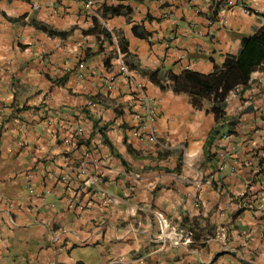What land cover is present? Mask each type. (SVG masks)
Masks as SVG:
<instances>
[{"label":"crops","instance_id":"0c3cea01","mask_svg":"<svg viewBox=\"0 0 264 264\" xmlns=\"http://www.w3.org/2000/svg\"><path fill=\"white\" fill-rule=\"evenodd\" d=\"M94 16L114 40L101 50L82 32ZM262 28L264 0H0V264H264V70L228 94L226 133L128 68L145 117L117 54L124 36L143 68L208 73ZM139 112L156 142L133 133Z\"/></svg>","mask_w":264,"mask_h":264},{"label":"trees","instance_id":"16d2710c","mask_svg":"<svg viewBox=\"0 0 264 264\" xmlns=\"http://www.w3.org/2000/svg\"><path fill=\"white\" fill-rule=\"evenodd\" d=\"M130 12L131 8L127 6L104 5L103 11L99 13L102 19L107 18V16L125 15L129 20ZM11 20L16 21L17 19L11 18ZM32 24L50 36H67L70 32L57 30L39 21L32 22ZM132 30L138 36L148 35L138 24H133ZM82 32L95 35L96 40L99 42L100 50L102 49V42L104 40H107L109 43L114 42L112 32L96 16L93 17L92 26L82 30ZM257 34L258 32L243 35L237 53H228L223 62L219 65H214L213 70L208 73L192 69H185L177 73L171 69L159 67L143 68L131 60L127 49V40L124 36L117 37V45L124 63L129 69L137 71L142 76H147L161 90L171 89L175 93L188 95L193 107L213 113L216 123H219L222 127L225 125L227 127L226 133H233L236 120H226L225 118L227 96L230 91L237 87L246 88L254 71L264 70V45L260 43ZM110 58L111 56L105 58L104 64L106 66H110ZM219 133L220 129L214 127L210 132V140ZM209 142L211 141L208 138Z\"/></svg>","mask_w":264,"mask_h":264},{"label":"built area","instance_id":"2783aa9c","mask_svg":"<svg viewBox=\"0 0 264 264\" xmlns=\"http://www.w3.org/2000/svg\"><path fill=\"white\" fill-rule=\"evenodd\" d=\"M84 5H85V7L89 8L91 6V2L90 1H87ZM117 54H118V58L120 59V61L122 63L121 64V67H122V71H123L124 75L128 77V82L131 83L136 88V90H137V93L139 95V100H140V102H142V108H143V113L145 114V117H151L152 116V113L154 112V110H153L152 105H151V100L145 95L143 85L140 82L136 81L134 79V77L131 75L130 70L124 64V62L122 60V56L120 54L119 49H117ZM112 81H113V78L112 77H108V79H106V83L108 85H110L112 83ZM89 103L91 105H95L96 104L95 102L94 103L93 102H89ZM144 114H142L141 112H139V113H136L134 115V117L136 119H138L137 120L138 121V124H137V126L134 127L133 133L135 135H140V138L143 137V139H145L147 137L152 142H156L157 141V136L155 135L154 132H149L145 136H142L140 134V131H139V127L140 126L139 125L143 121ZM104 201L107 202V203L108 202L109 203H112L113 202V199L111 197L105 195L104 196ZM249 205H251V203ZM159 220H160V227L162 228V226H164L165 223H164L162 217H160ZM186 234L188 235V237H190V236H192L193 233H192L191 230H187V233ZM188 237L184 241L190 240Z\"/></svg>","mask_w":264,"mask_h":264}]
</instances>
